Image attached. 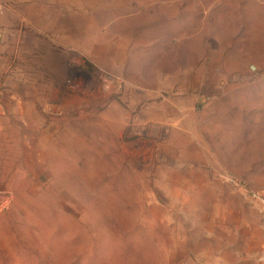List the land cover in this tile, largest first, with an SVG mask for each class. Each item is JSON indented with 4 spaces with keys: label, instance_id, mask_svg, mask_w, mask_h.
Wrapping results in <instances>:
<instances>
[{
    "label": "rangeland",
    "instance_id": "rangeland-1",
    "mask_svg": "<svg viewBox=\"0 0 264 264\" xmlns=\"http://www.w3.org/2000/svg\"><path fill=\"white\" fill-rule=\"evenodd\" d=\"M263 200L264 0H0V264H264Z\"/></svg>",
    "mask_w": 264,
    "mask_h": 264
},
{
    "label": "built area",
    "instance_id": "built-area-1",
    "mask_svg": "<svg viewBox=\"0 0 264 264\" xmlns=\"http://www.w3.org/2000/svg\"><path fill=\"white\" fill-rule=\"evenodd\" d=\"M263 202H264V200H263Z\"/></svg>",
    "mask_w": 264,
    "mask_h": 264
},
{
    "label": "crops",
    "instance_id": "crops-1",
    "mask_svg": "<svg viewBox=\"0 0 264 264\" xmlns=\"http://www.w3.org/2000/svg\"><path fill=\"white\" fill-rule=\"evenodd\" d=\"M232 142V141H231Z\"/></svg>",
    "mask_w": 264,
    "mask_h": 264
}]
</instances>
